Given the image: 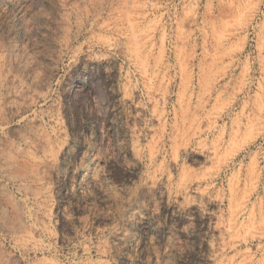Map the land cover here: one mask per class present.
I'll return each mask as SVG.
<instances>
[{
    "label": "rangeland",
    "instance_id": "374dc122",
    "mask_svg": "<svg viewBox=\"0 0 264 264\" xmlns=\"http://www.w3.org/2000/svg\"><path fill=\"white\" fill-rule=\"evenodd\" d=\"M0 264H264V0H0Z\"/></svg>",
    "mask_w": 264,
    "mask_h": 264
}]
</instances>
